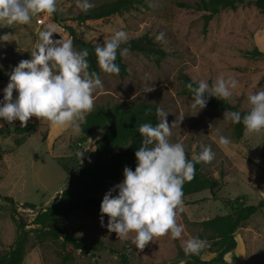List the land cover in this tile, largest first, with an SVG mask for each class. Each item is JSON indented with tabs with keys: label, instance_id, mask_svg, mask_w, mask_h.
I'll use <instances>...</instances> for the list:
<instances>
[{
	"label": "rangeland",
	"instance_id": "374dc122",
	"mask_svg": "<svg viewBox=\"0 0 264 264\" xmlns=\"http://www.w3.org/2000/svg\"><path fill=\"white\" fill-rule=\"evenodd\" d=\"M106 1L111 0H92V3L95 6ZM198 1L142 0L107 17L77 22L73 18L80 9L75 0H56V11L51 15L39 13L27 24L0 22L1 71H11L20 60L30 58L29 51L39 42V31L45 28L55 30L53 39L63 40L70 39L67 29L70 26L93 42L107 40L117 30L125 31L128 38L147 32L168 52L155 63L142 53L128 51L122 55L127 67V74L123 77L105 74L99 69L103 88L94 91L92 109L130 101L157 105L168 113L170 142L182 143L186 158L191 159L194 153H198L201 144L211 145L215 157L210 163H200V167L215 177L219 186L182 197L183 212L177 216V223L183 227L180 238L154 237L142 249L131 244L132 233L120 238L109 232L106 227L108 217L104 215L101 222L98 208L81 207L63 221L69 231L85 241L99 238L106 247L124 253L128 264H182V240L199 237L206 241L204 248L213 247L211 231L202 227L199 221L228 212L229 204L236 197L244 202L264 197L260 196L264 183V130L248 133L244 129L239 137H235L234 124L223 117L225 110H216L210 102L198 112L190 107L191 94L183 90L178 77L180 73H186L192 80L203 79L210 85L219 76L234 77L238 81V87L233 90L234 98L225 101L239 110L248 111L247 96L264 90V55L250 54L253 48L264 53V15L252 1H244L233 7L220 8L203 29L202 11L193 6ZM161 32L164 39L158 41L155 37ZM6 84L0 81V99ZM158 119H161L159 115ZM29 120L38 123L30 135H0V194L14 198L17 210L27 223L35 209L21 204L27 201L45 207L54 202L65 184L64 169L88 164L97 139L93 141L91 138L83 144L81 131L74 127L52 126L36 117ZM18 122L9 124L0 119L3 126ZM45 129L47 135L42 141ZM99 131L103 132L102 129L96 130L91 133L92 137L98 136ZM220 135L228 137L230 143L218 145L216 139ZM18 140L23 142L16 145ZM80 152H83L81 157ZM122 179L106 184L96 194L103 197ZM32 226L28 224L26 227ZM16 233L17 227L9 217L8 203L0 201V253L7 252ZM235 239L239 244L231 255L230 251L227 253L233 262L224 258L227 262L264 264V210L250 215L236 229ZM204 248L200 251L201 258H211L214 253ZM59 250L53 241L35 244L30 233L20 264H120L118 254L108 248L90 255L67 245L64 252H69L73 258L66 262L61 261Z\"/></svg>",
	"mask_w": 264,
	"mask_h": 264
},
{
	"label": "clouds",
	"instance_id": "9594fccd",
	"mask_svg": "<svg viewBox=\"0 0 264 264\" xmlns=\"http://www.w3.org/2000/svg\"><path fill=\"white\" fill-rule=\"evenodd\" d=\"M75 3L84 13L94 7L92 0H75ZM55 11L56 0H0V22L7 25L27 24L34 15H51ZM54 31L51 28L39 31V42L29 51L30 58L20 60L8 74L0 99L3 121L11 124L18 120L25 127L30 117H36L79 131V125L91 112L93 93L103 88V82L96 71L89 70L88 50H74L71 39H53ZM155 39L163 40L164 33L157 34ZM127 41L125 31L117 30L97 44L93 52L100 71L119 73L120 67L115 62L117 50L120 55L127 54L129 49L121 48ZM185 87L191 93L190 107L198 112L206 106L209 97L231 101L238 81L231 76H219L211 85L201 79L186 83ZM247 102L246 113L225 110L223 117L233 124L241 123L248 133L264 130V90L250 93ZM157 114L161 119L156 125L146 122L136 129L141 142L134 153V170L125 166L123 179L104 193L99 205L101 222L104 215L108 217V231L120 238L132 233L131 244L139 249L154 237H181L183 227L177 223V216L183 212V184L193 179L196 164L210 163L215 157L211 145L201 144L198 153L186 158L183 144L169 140L168 113L158 108ZM216 143L227 145L230 140L220 135ZM205 246L206 241L199 237L182 240L185 255L199 254Z\"/></svg>",
	"mask_w": 264,
	"mask_h": 264
},
{
	"label": "trees",
	"instance_id": "16d2710c",
	"mask_svg": "<svg viewBox=\"0 0 264 264\" xmlns=\"http://www.w3.org/2000/svg\"><path fill=\"white\" fill-rule=\"evenodd\" d=\"M252 1L257 10L264 15V0H199L193 6L202 11L203 29L207 26L214 14L223 7H233L236 3ZM142 0H111L95 5L87 13L81 10L74 16L77 22H84L87 19L104 18L117 13L132 4H139ZM184 6H190L183 3ZM70 39L73 47L79 51L87 49L89 56V70L96 71L99 74V68L94 55V48L97 44L104 41L93 42L83 38L72 27L68 26ZM127 47L128 51L139 52L149 57L155 63L161 61L168 52L161 48L153 40V37L147 32L138 36L128 38L127 44H122L121 48ZM251 55L263 56L262 51L253 48ZM119 67V76L127 74L126 63L117 50L115 61ZM11 71L0 70V81L8 82V74ZM182 88L188 94L190 91L185 87L186 83L196 82L186 73L178 75ZM195 86V83H194ZM208 102L216 110H236L242 114L246 110H239L232 106L228 101H223L215 97H209ZM158 106L155 104H142L137 101L116 104L112 107L97 106L91 112L86 114L85 121L79 125L81 131V141H85L94 130L102 129L100 137L95 140L94 149L90 151L91 160L86 165L77 164L65 170V184L59 193L58 198L47 206L34 204L32 202H23V207L35 209L32 219L27 223L17 210V202L12 196L0 194V201L8 203L10 219L17 227V233L10 248L5 253H0V264H20L22 262L26 244L32 234L35 244L41 245L45 241L57 243L61 254V261L66 262L73 257L69 252H64L67 245L79 250L82 254H93L102 248H108L111 252L117 253L120 264H128L124 253L112 247H106L99 238H93L85 241L82 237L69 231L63 221L67 219L71 212L81 207H94L99 209L102 197L96 194L100 188L106 184L123 178V168L125 166L134 170L136 166L135 151L140 146L141 137L136 131L142 123H151L156 125L159 122L157 114ZM38 123L28 121L25 127L20 126V122L12 126L0 127V135L7 136L18 134L21 137L30 135L37 128ZM244 130L241 123L234 124V135L239 137ZM47 135V129L41 135L44 141ZM23 140L15 142L20 145ZM218 187L219 183L212 175L207 174L200 167V163L195 165V174L192 180L183 184V196L212 187ZM238 200V201H237ZM230 210L224 214H217L211 218L199 221V224L211 231L214 238L213 247H206L208 252L214 253L209 259H202L199 254L185 255L182 264H230L224 259V254L233 250L236 246L235 231L242 226L250 215L264 210V197H259L251 202H244L236 197L230 204ZM33 224L32 227H26ZM10 259L5 262L6 256Z\"/></svg>",
	"mask_w": 264,
	"mask_h": 264
},
{
	"label": "crops",
	"instance_id": "0c3cea01",
	"mask_svg": "<svg viewBox=\"0 0 264 264\" xmlns=\"http://www.w3.org/2000/svg\"><path fill=\"white\" fill-rule=\"evenodd\" d=\"M53 126V125H52ZM64 127V126H63ZM62 127V128H63ZM61 128V129H62ZM60 129V130H61ZM94 131H96V130H94ZM93 131V132H94ZM101 134H102V131L100 132L99 131V133H98V136H96V137H92V135H90L85 141H83L82 143L83 144H86V143H88V141L91 139V138H93V141H94V139H96V138H98V137H100L101 136ZM94 144V143H93ZM260 196H264V183L262 184V187H261V189H260ZM239 244V242H238V240L236 239V246L235 247H237V245ZM242 247V246H241ZM231 251L232 250H230V255H231ZM242 251H243V254H244V250H243V247H242ZM229 252V251H228ZM228 252H226L225 254H224V258H228L229 260H231L232 262H233V260L230 258V255H229V257H227V253Z\"/></svg>",
	"mask_w": 264,
	"mask_h": 264
},
{
	"label": "water",
	"instance_id": "95a60500",
	"mask_svg": "<svg viewBox=\"0 0 264 264\" xmlns=\"http://www.w3.org/2000/svg\"><path fill=\"white\" fill-rule=\"evenodd\" d=\"M21 206L23 207V205L21 204ZM10 259V256L8 255V256H6V258H5V262H7L8 260Z\"/></svg>",
	"mask_w": 264,
	"mask_h": 264
}]
</instances>
